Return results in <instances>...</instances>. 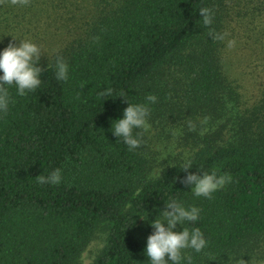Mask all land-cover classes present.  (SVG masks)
<instances>
[{
  "label": "trees",
  "instance_id": "16d2710c",
  "mask_svg": "<svg viewBox=\"0 0 264 264\" xmlns=\"http://www.w3.org/2000/svg\"><path fill=\"white\" fill-rule=\"evenodd\" d=\"M201 7L211 9L216 33L232 31L235 19L247 25L264 19V0L0 3V49L18 43L11 35L42 49L41 86L23 97L10 87L13 102L0 114V264H81L97 233L105 234L104 244L88 264H150L144 252L149 221L173 197L201 210L195 224H185L199 227L208 241L201 253L185 250L192 264H258L264 91L242 109L238 86L225 72L229 37L211 39ZM57 58L69 66L67 82L54 78ZM102 88L114 96L101 98ZM148 94L158 98L149 105L150 124L197 123L195 131L186 126L183 138L197 147L188 171L232 177L211 199L194 197L181 183L180 163L150 179L142 145L130 152L112 134L125 100L144 103ZM204 118L210 128L203 131ZM56 168L59 185L36 182Z\"/></svg>",
  "mask_w": 264,
  "mask_h": 264
},
{
  "label": "clouds",
  "instance_id": "9594fccd",
  "mask_svg": "<svg viewBox=\"0 0 264 264\" xmlns=\"http://www.w3.org/2000/svg\"><path fill=\"white\" fill-rule=\"evenodd\" d=\"M2 2L3 0H0V3ZM29 2L30 0H10V4L13 6H27ZM199 15L202 26L209 28L208 35L211 36V39L226 40L229 33H216L210 28L213 23L211 9L201 7ZM11 37L18 43L10 42L6 47L0 49V114L6 113L9 105L13 102L8 91L10 87L15 88L16 95L23 97L29 92L37 90L42 83V68L40 66L42 49L40 45L27 38L17 39L12 35ZM235 45L234 39H227L229 48H233ZM47 68L49 69V65ZM52 71L58 82L68 81L69 66L63 58H57ZM98 95L101 98L114 96L113 90L110 88H102ZM157 99L156 95L148 94L144 103H130L125 100L127 107L123 109L122 117L112 121V134L127 146L128 151L132 152L140 148L143 143V134L151 131L149 105L155 104ZM206 122L207 118L201 120V124ZM188 128L190 131L196 130L195 124L191 121L188 122ZM157 150L161 151L160 163L165 157L175 155L171 150L164 151L159 146H157ZM193 165V155L186 153L181 158L179 168L186 173L180 178L181 183L189 186L194 197L211 199L213 193L232 182L230 175H218L214 170L203 171L197 168L194 172L188 171ZM162 171L163 168H154L150 172L149 178H161ZM62 179L60 168L52 170L47 175L36 176V182L41 185H59ZM165 204V210L159 212L155 219L149 221L153 231L147 237L144 252L150 264H192V257L185 256V250L190 249L195 253H201L207 247L208 241L199 227L188 228L185 227V224H195L200 219L201 210L196 206H185L183 202L174 197ZM141 217L147 219V215ZM177 224L182 225V230L175 231Z\"/></svg>",
  "mask_w": 264,
  "mask_h": 264
},
{
  "label": "rangeland",
  "instance_id": "374dc122",
  "mask_svg": "<svg viewBox=\"0 0 264 264\" xmlns=\"http://www.w3.org/2000/svg\"><path fill=\"white\" fill-rule=\"evenodd\" d=\"M230 29L227 32L229 39H234L236 45L233 48L227 46L225 56L227 58L225 72L230 80L238 86L241 97L242 109L251 107L256 103L264 91V57L262 44L264 42V19L258 20L255 25H247L245 19H235L231 21ZM263 28V29H262ZM196 129L198 128L197 123ZM188 122L169 121L167 123L151 124V131L143 134L142 150L151 161L152 169L156 167L165 168L176 163L181 164V158L186 153H195L196 148L190 139H183ZM201 130L210 127L203 124ZM175 133V134H174ZM189 140V142H188ZM171 150L175 155L165 157L161 163V151ZM104 233H97L90 241L80 257L81 264L90 263L104 244ZM260 259L256 262L264 264V246L259 252Z\"/></svg>",
  "mask_w": 264,
  "mask_h": 264
}]
</instances>
